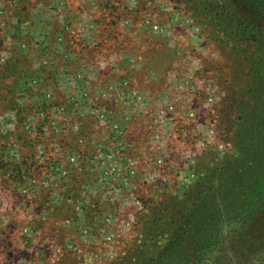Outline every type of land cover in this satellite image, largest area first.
Here are the masks:
<instances>
[{"label": "rangeland", "instance_id": "1", "mask_svg": "<svg viewBox=\"0 0 264 264\" xmlns=\"http://www.w3.org/2000/svg\"><path fill=\"white\" fill-rule=\"evenodd\" d=\"M199 21L177 0H0V264H119L157 195L229 153L255 48Z\"/></svg>", "mask_w": 264, "mask_h": 264}, {"label": "trees", "instance_id": "2", "mask_svg": "<svg viewBox=\"0 0 264 264\" xmlns=\"http://www.w3.org/2000/svg\"><path fill=\"white\" fill-rule=\"evenodd\" d=\"M177 1L217 40L254 46V85L229 153L204 150L203 176L182 194L157 195L119 264H232L222 261L227 251L251 264L264 257V0Z\"/></svg>", "mask_w": 264, "mask_h": 264}]
</instances>
